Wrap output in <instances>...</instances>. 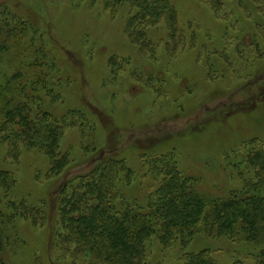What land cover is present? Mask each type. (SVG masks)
I'll use <instances>...</instances> for the list:
<instances>
[{"label": "rangeland", "instance_id": "rangeland-1", "mask_svg": "<svg viewBox=\"0 0 264 264\" xmlns=\"http://www.w3.org/2000/svg\"><path fill=\"white\" fill-rule=\"evenodd\" d=\"M169 1L194 46L168 55L161 21L146 30L154 51L144 56L127 37L135 9L126 3L0 0V30L6 24L10 37H21L14 52L1 55L0 86L13 81L23 88L19 100L26 94L64 125L59 149L68 156L54 175L43 151L21 146L15 159L0 141V170L17 182L8 195L0 190V210L6 198L47 210L43 226L17 220L7 264H99L89 254L61 255L53 239L59 188L106 158L134 171L132 184L119 188L125 203L142 208L162 181L148 165L157 157L208 197L240 192L252 176L243 156L253 139L264 145V18L253 0H223L218 13L202 0ZM146 246L149 264H179L182 252L202 249L220 264H255L263 248L203 233L184 248L175 242L164 249L154 236Z\"/></svg>", "mask_w": 264, "mask_h": 264}, {"label": "trees", "instance_id": "trees-1", "mask_svg": "<svg viewBox=\"0 0 264 264\" xmlns=\"http://www.w3.org/2000/svg\"><path fill=\"white\" fill-rule=\"evenodd\" d=\"M216 13L223 8V0H202ZM264 18V0H253ZM108 8L123 3L135 9L126 23L130 42L141 55L154 51V44L146 30L161 21L166 25V49L174 55L188 42L178 13L169 0H101ZM5 34V35H4ZM7 25L0 30L1 55L11 54L21 37H10ZM264 41V34H263ZM22 59V58H21ZM20 59V60H21ZM14 76V75H13ZM17 77V75H15ZM9 80L0 86V141L9 154L17 159L21 146L43 151L50 159V174L58 175L68 166V156L59 149L61 123L55 121L39 106L31 105L23 88ZM243 156L246 169L252 176L245 179L240 192L227 197L203 195L196 184L183 177L176 165L157 157L148 164L152 172L161 174L160 185L147 196L142 208L137 203H125L120 183L131 185L134 171L124 160L104 159L86 171L66 180L56 196L59 230L53 245L61 255L89 254L99 264H149L146 242L156 237L164 249L175 242L184 248L197 233L208 237H227L262 246L255 256V264H264V145L257 139L250 143ZM17 182L10 171L0 170V190L8 195ZM0 210V264H7L3 253L14 247L11 230L18 219L33 226L47 222L46 207L28 204L24 200L6 198ZM179 264H220L208 249L182 252Z\"/></svg>", "mask_w": 264, "mask_h": 264}]
</instances>
